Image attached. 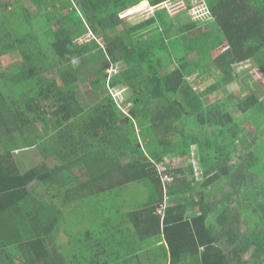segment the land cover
Instances as JSON below:
<instances>
[{
    "label": "trees",
    "instance_id": "trees-1",
    "mask_svg": "<svg viewBox=\"0 0 264 264\" xmlns=\"http://www.w3.org/2000/svg\"><path fill=\"white\" fill-rule=\"evenodd\" d=\"M143 1L0 0V264H141L129 260L128 224L146 211L154 224L142 231L164 239L170 264L194 254L197 264H264V158L253 151L264 137L250 145L241 128L264 105L227 89L244 63L264 79V0H203L209 16L199 19L190 6L170 14V0H147L153 14L125 24L119 14ZM213 71L202 90L188 80ZM120 87L129 96L118 104L111 89ZM216 92L223 97L207 99ZM32 147L44 161L24 171L13 152ZM192 150L198 176L190 164L166 171V160L181 164ZM167 173L173 204L161 229L154 209ZM133 184L146 187V200L128 209L121 189ZM101 196L88 220L90 205L77 209L76 225L63 214ZM72 227L84 230L64 259L58 244Z\"/></svg>",
    "mask_w": 264,
    "mask_h": 264
},
{
    "label": "rangeland",
    "instance_id": "rangeland-1",
    "mask_svg": "<svg viewBox=\"0 0 264 264\" xmlns=\"http://www.w3.org/2000/svg\"><path fill=\"white\" fill-rule=\"evenodd\" d=\"M189 6H190V1L186 2L185 5L176 6L175 8L171 9V11H175L181 8L186 9ZM147 14L148 13L146 10H140L137 13L133 14L132 17L135 20H140V19L145 18ZM7 65H8L7 59H2V66L5 67ZM236 72L238 75H235V77L236 78L240 77V81L232 83L229 86V88L227 87L228 91L236 93L238 95L239 94L244 95L247 92L252 91L256 96L259 97V100L262 101V104L264 105V79L261 78L256 73L252 64L250 63L241 64L236 69ZM256 76H257L256 78L257 81L255 82L254 78ZM49 77H54V75H49ZM216 77H218V74H216L215 71H213L211 75L207 77L206 80H199L198 82L194 80L192 83L196 84V87L194 84H192V86L198 90L199 89L202 90L203 88H206L207 86L213 84L216 80ZM245 85L247 88L245 87ZM59 88H61V91H63L65 94H71L75 91L73 87H66L61 84L59 85ZM77 92H78V89H77ZM87 93L88 92H85V91L80 93V95H78V98L83 99L84 96L87 95ZM112 93L116 101L118 102V104H121L122 102H124L129 96V92L127 89L126 91L124 89L115 90V91H112ZM222 97L223 95L221 92H216L213 96L207 97V99H209L210 101H215ZM235 117L238 118L242 116L235 115ZM245 118H246L245 122L242 124L241 128L244 130L243 131L244 139L246 140L247 143L252 145L255 142L254 140H259L264 137V108L259 103L257 106L249 110L247 114H245ZM253 151H256V153H258L259 158H260L259 161H263L264 149H260L257 152V148H254ZM36 155L37 157L35 158L34 154L32 155L30 153L31 158L34 159V161H32V159L28 157L26 154L22 155L19 158L15 157L14 161L17 163L20 161L19 164L21 165V169L24 171H27L31 169L32 167L38 166L41 163L42 161L41 156L38 153H36ZM193 155H194V150H192L191 157H188L186 161H182V163L180 164V167L185 168L187 166L186 164H188L190 160L193 158ZM259 166H263L262 162H258L256 164V167H259ZM38 186L39 187L37 188V190L39 191H43L45 189V186L43 184L38 185ZM121 195L123 196L121 198V203L127 204V208L141 205L146 200V191L140 184H133L128 187L122 188ZM82 201H80L79 198L76 199L75 202H73V205L70 210H65V208H63V214H66L69 211V219L73 225H76L77 223L82 222L80 219H78L80 218V215H82L81 214L82 211L76 214L77 209L82 207L83 205H90L87 208L86 215H84L85 220L90 219L92 217V212L94 213L96 212V211H93L94 206L98 205L100 201L102 202V196L100 197V199L98 198L97 203L93 197L91 198L90 201L86 202L85 204H81ZM90 227L91 226L88 225L87 229L91 230ZM66 229H67V226H66ZM83 230L84 228H81V227L78 229L72 227L71 229L66 230V233L60 236V242L58 246L61 250L59 251V253H62V257L64 259L68 256L67 250L76 246L77 241L80 235L82 234ZM76 231H79L77 235L74 234L76 233Z\"/></svg>",
    "mask_w": 264,
    "mask_h": 264
},
{
    "label": "crops",
    "instance_id": "crops-1",
    "mask_svg": "<svg viewBox=\"0 0 264 264\" xmlns=\"http://www.w3.org/2000/svg\"><path fill=\"white\" fill-rule=\"evenodd\" d=\"M188 1L189 0H170L168 2H165L164 4L167 5L170 14H172V13L175 14V13L183 11V8L171 12V9H173V6L178 5V4L185 5L186 2H188ZM147 6H149V3L147 0H144L136 8L140 9L143 7L144 9H146ZM135 9L127 11L128 13L127 12L125 13V15H127V16H125V15L121 16L119 14V17L123 20V22L125 24H127V25L128 24H135L137 22H140L141 20L148 19L153 14V11H152L151 13L147 14L145 18L140 19V20H135L132 17V15L130 17H128V15L132 14ZM224 46H226V45H224ZM192 77H194V75ZM73 126H76L77 128H79L80 124H73V125L67 124V127H70L71 129ZM67 131H68V134L71 133V131L69 129H67ZM50 136L51 135L49 134V138H50ZM38 145H40V142L38 143ZM51 145H52V142L50 140V146ZM12 152H13V150H12ZM23 152H25V151H23ZM23 152L14 151L13 152L14 156L12 155L13 159H15V157L19 158L24 154H26L28 157L31 158L30 153L32 155L34 154L35 158L37 157L36 153H38L40 155L38 149H36L35 147H32L29 151H27L25 153H23ZM41 159H42V157H41ZM32 161H34V159H32ZM47 161H49V163H56L54 158H52V159L49 158L45 162H47ZM145 191H146V189H145ZM209 200H211V197H207V201H209ZM243 207H244V209H246V208H248V205L244 204ZM211 212H213V210ZM186 214L188 215V217H190L192 215V213H190V212H186ZM197 214H200V211H199V213L197 212ZM148 216H150V215L146 211V214L143 217H139L138 219H135L137 221H130L128 224L130 233H129V236L127 237V242H128V244H131V246L133 247L132 251L127 252L129 255V260L132 261L133 263H135L134 259L139 258L141 264H153V260L156 257L160 256L161 261H164L162 264H170L169 251L166 247L164 239L163 238L159 239V238H154L152 236H148V235H146L147 231H142V229L148 228L147 226L150 227L151 221H153V224H154V220H153L154 218L150 216L152 219H149ZM209 216H210V220L213 222V219H214L213 215L209 214ZM261 219H264V216H262ZM261 219L259 217L256 218V220H260V221H261ZM250 220H254V218H250ZM248 222H249V220H248ZM247 228H248L247 225H245L244 223L241 225V231L242 232H245ZM137 231H141V232H139V234H137L136 233ZM122 242H123V240H122ZM203 242L205 244V243H208L209 240L204 239ZM219 243H220L219 245H222L221 239L219 240ZM223 248L225 250L229 251L228 246H223ZM202 251H204V249L200 248L199 252H202ZM158 252H160V255H158ZM182 264H197L196 263V254H194V260L192 262H189V260H185V262Z\"/></svg>",
    "mask_w": 264,
    "mask_h": 264
},
{
    "label": "built area",
    "instance_id": "built-area-1",
    "mask_svg": "<svg viewBox=\"0 0 264 264\" xmlns=\"http://www.w3.org/2000/svg\"><path fill=\"white\" fill-rule=\"evenodd\" d=\"M189 1H190V7H191L190 14H191L193 19L205 18V17L209 16V11L205 7V4H203V0H189ZM120 15L124 16L125 13H121ZM88 38H89V36H86L84 39H80L78 41V43H81L83 41H87ZM114 72H115V70H114ZM166 161L168 162V168L166 171L172 170L176 166H180V164H176V163H174L175 164L174 165L173 162H171L170 160H166ZM182 161H185V160H182ZM182 161H181V163H182ZM190 162L193 164L194 172H195V176H196L198 170L196 169V161L194 160V155H193V158L190 160ZM158 170L159 171L165 170V166L159 165ZM160 181H161V184L165 190L166 186L171 183L172 179H171L169 173H167V174L160 175ZM166 208H167L166 202L160 204L157 207V213L161 217V219H163V217L165 215Z\"/></svg>",
    "mask_w": 264,
    "mask_h": 264
},
{
    "label": "clouds",
    "instance_id": "clouds-1",
    "mask_svg": "<svg viewBox=\"0 0 264 264\" xmlns=\"http://www.w3.org/2000/svg\"><path fill=\"white\" fill-rule=\"evenodd\" d=\"M140 4H141V3H140ZM138 5H139V4H138ZM138 5H136V6H134V7H131V8H129L128 10H126V11H124V12H122V13H126V12L129 11V10L135 9ZM179 5H181V4L175 5V6H173V8H175L176 6H179ZM164 6H165L166 8H168L167 5L164 4ZM140 10H146L147 13L149 14V13H151V12L154 10V8L151 7L150 4H149V6H147L146 9H144L143 7L140 8V9H135V10L133 11V13L130 14V15H133V14L137 13V12L140 11ZM120 14H121V13H120ZM130 15H128V16H130ZM86 36H89V37H90L91 34H88V35H86ZM84 38H85V37H84ZM84 38H81V39H84ZM79 40H80V39H79ZM79 40H77L76 42H78ZM81 43H82V42H81ZM81 43H79V44H81ZM114 70H115V72H117V69L115 68V66H111V67L108 68L107 73H108V74L115 73ZM188 80H189L190 82H193V78H192V77L188 78ZM60 84H61V82H59V85H60ZM61 85H63V84H61ZM194 88H195V87H194ZM120 89H124V90L126 91V88H124V87H120V88H117V89H111V93H112V91L120 90ZM195 89H196V88H195ZM112 96H113V93H112ZM113 98H114V100L116 101V99H115L114 96H113ZM116 102H117V101H116ZM117 103H118V102H117ZM53 109H55V108H53ZM194 160L196 161V169H197L198 172H199V162H198L197 158L195 157V153H194ZM189 164H190V166L193 168V171H194V167H193V164H192L191 162H189L188 164H186V165H187L186 167H188ZM198 172H197V173H198ZM194 173H195V172H194ZM196 176H198V174H197ZM161 190H162V192H163L162 199H161V201L155 206L154 214L159 218V221H160V228L162 229V228H163V220H164V217H163V219H161V217L158 215V213H157V207H158L160 204L166 202V204H167V208H170V206L173 204V202L171 201L170 197L167 196V186H166V189L164 190V188H163V186H162V184H161ZM167 208H166V209H167ZM165 212H166V210H165ZM164 216H165V215H164Z\"/></svg>",
    "mask_w": 264,
    "mask_h": 264
}]
</instances>
